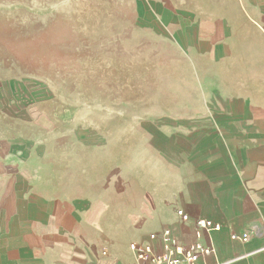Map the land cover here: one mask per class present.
Wrapping results in <instances>:
<instances>
[{
	"label": "crops",
	"instance_id": "0c3cea01",
	"mask_svg": "<svg viewBox=\"0 0 264 264\" xmlns=\"http://www.w3.org/2000/svg\"><path fill=\"white\" fill-rule=\"evenodd\" d=\"M131 4L139 27L161 17L178 40L174 134L133 149L84 114L52 131L11 118L23 127L0 132V264H131V243L166 228L212 244L200 264H264V0Z\"/></svg>",
	"mask_w": 264,
	"mask_h": 264
},
{
	"label": "rangeland",
	"instance_id": "374dc122",
	"mask_svg": "<svg viewBox=\"0 0 264 264\" xmlns=\"http://www.w3.org/2000/svg\"><path fill=\"white\" fill-rule=\"evenodd\" d=\"M164 22L139 27L131 0H0V132L23 127L9 121L15 116L33 115L34 127L52 131L77 123L54 117L78 113L82 128L96 124L121 147L148 149L160 133L169 140L182 73ZM137 109L156 114L125 111Z\"/></svg>",
	"mask_w": 264,
	"mask_h": 264
},
{
	"label": "built area",
	"instance_id": "2783aa9c",
	"mask_svg": "<svg viewBox=\"0 0 264 264\" xmlns=\"http://www.w3.org/2000/svg\"><path fill=\"white\" fill-rule=\"evenodd\" d=\"M179 215L185 221L190 218L182 210ZM195 225L206 231L221 227L220 222L216 223L208 218L196 219ZM232 237L235 239L237 236ZM130 246L136 253V260L131 264H200V260L213 251L211 243L193 242L188 246L181 244L168 228L151 231L147 240L132 242Z\"/></svg>",
	"mask_w": 264,
	"mask_h": 264
}]
</instances>
